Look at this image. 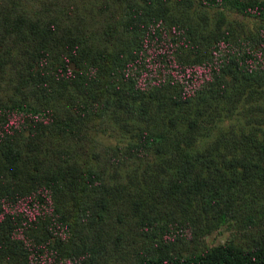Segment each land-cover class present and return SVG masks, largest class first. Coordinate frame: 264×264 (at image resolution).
Returning a JSON list of instances; mask_svg holds the SVG:
<instances>
[{"label":"trees","instance_id":"obj_1","mask_svg":"<svg viewBox=\"0 0 264 264\" xmlns=\"http://www.w3.org/2000/svg\"><path fill=\"white\" fill-rule=\"evenodd\" d=\"M263 218L264 0H0V264H264Z\"/></svg>","mask_w":264,"mask_h":264},{"label":"rangeland","instance_id":"obj_2","mask_svg":"<svg viewBox=\"0 0 264 264\" xmlns=\"http://www.w3.org/2000/svg\"><path fill=\"white\" fill-rule=\"evenodd\" d=\"M261 222L263 221L261 220ZM244 224L245 219H234L232 221H226L219 227L203 234L198 241L200 242L202 247L217 244L225 241L226 239H233L238 243L245 242V240L251 237V232L255 231L257 228L256 226H250L245 228ZM193 245V242H190L188 245H185L182 250H191V247ZM114 264H118L117 261Z\"/></svg>","mask_w":264,"mask_h":264}]
</instances>
